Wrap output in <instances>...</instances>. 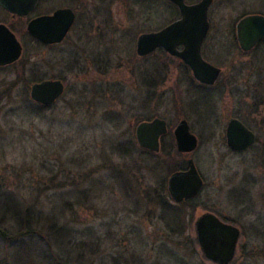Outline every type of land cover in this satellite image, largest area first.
<instances>
[{
  "label": "rangeland",
  "instance_id": "1",
  "mask_svg": "<svg viewBox=\"0 0 264 264\" xmlns=\"http://www.w3.org/2000/svg\"><path fill=\"white\" fill-rule=\"evenodd\" d=\"M142 4L119 0L112 17L126 25L123 9L129 8L143 21ZM237 14L217 10L214 19L226 25ZM141 25H128L131 31L135 27L133 37L119 33L118 44L96 46L103 54L101 69L88 65L83 73L64 72L49 64V55L59 56L57 50L38 49L26 36L19 38L22 62L0 66V189L13 191L21 203L38 200L69 230L61 247H49L35 236L15 238L7 230L10 237L0 236L5 261L0 264H15L23 248L34 252L30 257L36 264H58L57 256L79 264H216L194 236V221L206 211L241 227L236 255L227 264H264V45L243 54L229 42L226 26L214 28L204 48L209 62L222 70L221 78L195 96L182 86V92L174 91L176 82L184 85L178 60L158 53L136 56L137 34L153 27ZM111 29L104 35H111ZM229 74L235 85L224 82ZM56 77L65 82L63 94L48 109L30 107L23 94L28 96L34 80ZM154 116L171 129L185 118L198 137L189 157L204 186L183 208V235L169 234L160 219L158 202L171 203L165 191L170 173L163 163L154 166L164 156L144 153L134 137L135 125ZM230 116L257 137L245 152L226 146ZM165 139L173 141L172 136ZM127 141L134 147L128 148ZM184 159L171 153L170 160Z\"/></svg>",
  "mask_w": 264,
  "mask_h": 264
},
{
  "label": "flooded vegetation",
  "instance_id": "2",
  "mask_svg": "<svg viewBox=\"0 0 264 264\" xmlns=\"http://www.w3.org/2000/svg\"><path fill=\"white\" fill-rule=\"evenodd\" d=\"M118 1L119 0H0V25H4L5 27H7L9 31L14 34V36L16 37V39L19 41L20 44L21 42L19 38L26 36L29 40L36 43L38 49L45 48V49H49L52 52L57 50V53L59 56L56 57L54 54L52 56L49 55V58L51 59L49 60V64L61 66L62 71L64 72L69 71L71 69L72 70L79 69L78 72L83 73L88 65L97 66L98 69H101L103 54L98 53L100 52V51H97V48H96L98 44H102L104 41L108 43L118 44L117 39H119L120 36H117V34L119 33H121V37H124V38L126 36L133 37L132 33H134L135 31V27L131 31V29L128 26L130 23L134 24V26H139V27L142 26L141 23L142 24L152 23L153 27H151L147 31H141L140 33L137 34L135 38V45H134L135 54L140 59H145L152 54L158 53L160 55L164 54L165 56L178 60L180 62V65L183 67L182 75L178 79H180V81L184 83V85L182 84L180 85L179 82H176L175 84L176 88H174L175 89L174 91L182 92L180 91L181 89L180 86H182L183 89L189 93L195 92L194 95L196 96L198 92L207 91L209 89H212V87L216 86L217 84H219V81L221 78V72H222V70L219 67L218 68L220 69V72H219V75L216 81L213 84H207L205 82H202L196 79L193 75V71L190 68V66L184 63L183 60L178 55L170 54L161 45L156 46L151 52H149L146 55H138L136 52L137 39L140 35L148 34V33H156L170 25L174 26L175 30L173 31L171 30L164 37V42L167 46H171L173 49H175L178 52L183 51L186 48L185 42L184 40H182L183 34L188 32V30H192L193 34L198 33L199 29L202 27L201 22H199L198 20H192V15L184 14L182 7L178 5L176 2H174L173 0H121V2L123 3L125 2L143 3L142 4L143 13L141 14V18L143 21H140L139 18H137L138 17L137 13L133 11V9L124 8L123 12L125 13V18H126V21L124 22H127V24L124 25L122 23L120 25L116 22V20H114V18L112 17V13H111L112 7L115 5L118 6ZM181 1L186 6H192V7L205 2L207 30H206L205 37L201 42L200 57L201 59L207 62H209L210 59L206 55L207 53H206V49L204 48V46L207 43V39L210 37V33L213 32L214 28L226 26V28H228L226 36L229 37V39L231 38L229 42H232L233 44H235V46H237V48H239V50L243 54L253 52L259 44L264 42V39H262L258 41L256 45L252 47L250 50L243 51L239 46V42L237 38V25H238V22L242 18H244L245 16H249V15L264 16V0H181ZM217 10H226L228 12H238V14L235 17L230 18L227 21L228 24L222 25V23L225 22V20H222L221 22H219L214 19V13ZM57 13H58V16H55V14ZM155 14H157V16H155ZM45 16L52 17L49 20L50 22L48 24L49 26H51L52 29H58L60 27L67 28V31L65 32L61 40L54 41L51 43H44L42 40L32 36L28 32L27 26L32 20L39 19ZM109 28H112L110 31L111 35L109 36L104 35L106 33V29H109ZM128 43H132V41L131 42L128 41ZM92 44L93 46H91ZM21 56H22V52H21ZM21 56L18 60L21 59ZM18 60H16L15 62H17ZM209 63L212 64L211 62ZM12 64L10 63L8 65H12ZM163 66H165V64ZM164 69L166 71V76H167L168 74L166 70L167 67H164ZM47 79L61 80L65 88V82L63 78L56 77V78H47ZM161 80L162 82H164L167 80V78L165 77L164 79L163 77L161 78ZM224 82L229 83V84L233 83V85H235L236 81H235L234 75L229 74V76H226ZM155 117H159V116H154L153 118ZM233 117L234 116H230L227 119L226 127H227L228 120ZM153 118L145 119L141 121H151ZM234 118L239 119L238 117H234ZM161 119L165 121L166 132L159 137V150L154 153H159L161 146H163L166 150H170L171 153L174 151L180 153L181 155L178 157L185 158L184 159L185 166L184 168L174 170L171 173L175 171H184L188 168L187 160L191 158L189 157V154L192 151L190 153H182L177 150L174 130L179 124V122L185 118H180L172 129H171V126L168 124V122L164 118H161ZM187 124H188V121H187ZM188 127H189V131L192 134H194L189 124H188ZM226 127H225V130H226ZM252 132L254 133V131ZM167 136H172L173 141H171L170 144L166 142L165 138ZM134 137H135V128H134ZM196 138H197V145H198V137L196 136ZM256 141H257V137L255 135V142L248 149L243 150V151H232L229 148L228 149L234 153L245 152L249 150L251 147H253L256 144ZM225 143H226V140H225ZM150 152H153V151H150ZM168 177L166 178V182H165V191L168 195V198L171 201L170 204L175 205V206L186 208L187 206L191 205L192 202L195 201V199L199 196L204 186V181H203L202 187L196 196L188 200H182L181 202H176L171 197L168 191V187H167ZM245 188L247 189L246 186ZM206 212L214 214L222 222L232 225L239 230V236L237 239L236 248H235V252L233 255V258H234L236 255L237 249H238V241L242 233L241 227L233 224L232 222H225L224 218L220 214H217L216 211H206ZM199 216L196 218V220L199 218ZM196 220L194 221V236L196 235Z\"/></svg>",
  "mask_w": 264,
  "mask_h": 264
},
{
  "label": "water",
  "instance_id": "3",
  "mask_svg": "<svg viewBox=\"0 0 264 264\" xmlns=\"http://www.w3.org/2000/svg\"><path fill=\"white\" fill-rule=\"evenodd\" d=\"M173 1L182 7L184 14L192 15V20H198L202 23L199 32L193 34L192 30H188L184 33L182 40H184L186 48L178 52L164 42V37L171 30H175V27L170 25L159 32L140 35L137 39L136 52L138 55H146L156 46L161 45L170 54L178 55L184 63L188 64L196 79L207 84H213L220 69L200 57L201 42L207 30L205 2L192 7L186 6L181 0ZM55 16H58V13ZM51 18L45 16L32 20L27 26L28 32L44 43L61 40L67 28L52 29L48 25ZM237 38L243 51L250 50L258 41L264 39V16L249 15L242 18L237 25ZM21 52V44L14 34L4 25H0V66L18 60ZM63 92L64 84L61 80L43 79L30 85L29 98L35 103L50 106ZM165 132V121L155 117L151 121H141L136 125L135 140L141 148L157 152L159 150V137ZM174 132L176 148L179 152L190 153L197 147V138L189 131L185 119L179 122ZM225 140L226 146L230 150L243 151L254 144L255 135L239 119L233 117L228 120ZM187 165L186 170L175 171L168 177V191L176 202L193 198L199 193L203 184L202 177L192 158L187 160ZM195 236L200 250L206 258L216 264H227L233 258L239 230L222 222L214 214L206 212L196 220Z\"/></svg>",
  "mask_w": 264,
  "mask_h": 264
},
{
  "label": "trees",
  "instance_id": "4",
  "mask_svg": "<svg viewBox=\"0 0 264 264\" xmlns=\"http://www.w3.org/2000/svg\"><path fill=\"white\" fill-rule=\"evenodd\" d=\"M263 45L264 42L259 44L255 50ZM21 62L22 60L17 61V63ZM34 74L36 73L33 72L30 76H34ZM38 80L41 79L36 78L34 81ZM17 81L18 80L16 79L10 83L8 87H12ZM10 89L11 88H8V91ZM23 99L30 107L40 111L52 106H43L35 103L29 98V94L27 96L26 93L23 94ZM132 143L133 141H127L128 148L130 145L131 147H134V143ZM142 151L153 158H158L160 155L164 156L166 161L160 159L154 166L156 167L157 165L165 164V168L169 173L177 169H182L185 166V160H182L181 162L170 160L171 151L166 150L163 146H161L159 153L150 152L145 149H142ZM174 153L176 156L181 155L176 151H174ZM155 162L156 161H154V163ZM163 180L164 178H162L161 181ZM14 195L16 194L9 189H0V236L2 238L7 239L10 237L8 234L9 231H7L10 230L15 238H23L25 236L39 237L49 247L52 243L56 245V247H61L65 242H68V227L60 221L57 215H52L49 212H46L43 209L42 203L38 202V200L21 203L15 199ZM158 205L161 207L160 219L164 221L168 233L171 235H183L187 222L183 209L184 207L175 206L168 202H158ZM32 253L34 252L29 248H23L22 251L17 252L13 261L15 264H36L34 258L30 257ZM56 260L58 264H79L72 263L70 260V262L66 260L63 261V259H60L58 256ZM1 262L5 261L0 259V263Z\"/></svg>",
  "mask_w": 264,
  "mask_h": 264
}]
</instances>
